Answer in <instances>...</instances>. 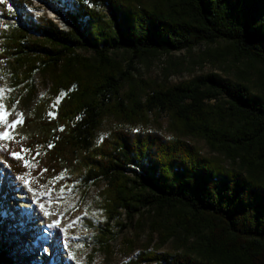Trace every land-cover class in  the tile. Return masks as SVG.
<instances>
[{"label": "trees", "instance_id": "trees-1", "mask_svg": "<svg viewBox=\"0 0 264 264\" xmlns=\"http://www.w3.org/2000/svg\"><path fill=\"white\" fill-rule=\"evenodd\" d=\"M35 1L67 5L70 28L35 15ZM8 2L21 26L0 33V63L24 116L15 139L0 140V264H18L12 242L1 239L11 227L2 208L9 179L31 168L35 177L104 183L107 230L125 213L147 230L149 245L155 236L161 247L173 245L130 264H264V0ZM8 2L0 0L1 19L10 16ZM219 43L223 54L257 71L259 90L218 73L171 85L133 73L137 61ZM37 75L51 83L41 101ZM150 112L167 114L181 136L119 129L97 143L104 116L136 121ZM184 136L204 141L217 156H205ZM21 149L35 167L12 156ZM51 235L35 240L45 248L43 264L51 263L61 230Z\"/></svg>", "mask_w": 264, "mask_h": 264}, {"label": "rangeland", "instance_id": "rangeland-1", "mask_svg": "<svg viewBox=\"0 0 264 264\" xmlns=\"http://www.w3.org/2000/svg\"><path fill=\"white\" fill-rule=\"evenodd\" d=\"M6 4L10 8V16L7 19L0 18V33H10L21 26L19 14L9 2ZM68 9L67 5L54 7L46 1H35L32 12L37 16L45 15L60 28L67 30L70 28L65 16ZM51 11L61 17L56 19ZM223 45L224 43L199 45L192 51L157 55L142 62L137 61L134 65L137 70L133 73L143 81L169 85L202 74L218 73L233 80H246L253 90H259L261 81L257 71L250 68L246 62H238L234 57L223 54L221 50ZM128 63L129 60L126 66ZM8 83L4 64L0 63V105H2L0 132L13 136V131L21 123H17L15 128H10L9 125L13 121L23 120L24 113L18 108V103L12 102L13 98L18 96V92L13 93ZM35 84L37 99L41 101L47 98L51 89L49 79L37 75ZM127 91L126 85L123 92ZM66 95L62 92L52 101L49 112L53 114L50 115L51 117L55 116L58 105ZM18 113L21 115H17ZM119 129L154 132L167 139L181 136L173 129L171 118L167 114L145 113L143 118L136 121L107 115L104 116L98 130L97 143L112 131ZM183 138L197 146L205 156H217L211 153L204 141L194 137ZM23 155L28 167L36 166V160L27 152ZM31 169L29 175L24 177L10 176L9 192L2 205L8 216L4 225L11 227L7 229L6 226L3 229L1 239L12 242L14 246L10 256L16 259L18 264H43L40 256L41 252L46 253V251L44 247H38L35 240L45 238L50 241L51 233L56 229L61 230V238L56 244V253L51 256L52 260L49 264H130L137 261L142 253L172 251V244L161 247L156 236L149 245L150 236L147 230L136 226L137 219L131 224L125 213L118 220L120 224L113 221L107 230L103 226L107 222L104 209L106 203L104 183L85 186L81 180L70 183L66 174L55 177L46 176L44 172L35 177ZM23 214L28 215V221L25 223L21 218ZM121 224L126 227H122Z\"/></svg>", "mask_w": 264, "mask_h": 264}, {"label": "snow or ice", "instance_id": "snow-or-ice-1", "mask_svg": "<svg viewBox=\"0 0 264 264\" xmlns=\"http://www.w3.org/2000/svg\"><path fill=\"white\" fill-rule=\"evenodd\" d=\"M17 103H18V101H17ZM0 106H2V105H0ZM7 114V113H6ZM17 115H21V114H17ZM49 115H53L52 113H49ZM17 123H22V120H19V121H13L12 123H11V125H9V127L10 128H15V126H16V124ZM63 129H61V131H62ZM10 139H15V137H13V136H10V135H8L7 133H5V132H0V140H10ZM4 147L6 148L7 147V145H4ZM25 151H27L26 149H21L20 151H17V152H13L12 153V156L14 157V158H16V159H18V160H25V157H24V155H23V153L25 152ZM25 163H26V165H27V162L25 161ZM41 207L43 208V205H41Z\"/></svg>", "mask_w": 264, "mask_h": 264}, {"label": "bare ground", "instance_id": "bare-ground-1", "mask_svg": "<svg viewBox=\"0 0 264 264\" xmlns=\"http://www.w3.org/2000/svg\"><path fill=\"white\" fill-rule=\"evenodd\" d=\"M51 14H52V16L55 17L56 19H58V18L61 17L59 14H57V13H55V12H52V11H51Z\"/></svg>", "mask_w": 264, "mask_h": 264}]
</instances>
